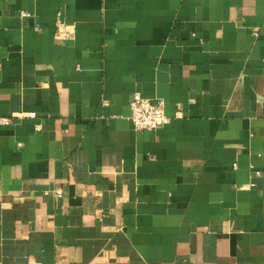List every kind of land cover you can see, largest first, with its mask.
Returning a JSON list of instances; mask_svg holds the SVG:
<instances>
[{
    "label": "crops",
    "instance_id": "obj_1",
    "mask_svg": "<svg viewBox=\"0 0 264 264\" xmlns=\"http://www.w3.org/2000/svg\"><path fill=\"white\" fill-rule=\"evenodd\" d=\"M0 264H264V0H0Z\"/></svg>",
    "mask_w": 264,
    "mask_h": 264
},
{
    "label": "built area",
    "instance_id": "obj_2",
    "mask_svg": "<svg viewBox=\"0 0 264 264\" xmlns=\"http://www.w3.org/2000/svg\"><path fill=\"white\" fill-rule=\"evenodd\" d=\"M130 121L136 131L157 130L167 125L170 119L165 115L164 102L160 99H146L134 92L129 99ZM9 124L10 120H2Z\"/></svg>",
    "mask_w": 264,
    "mask_h": 264
}]
</instances>
